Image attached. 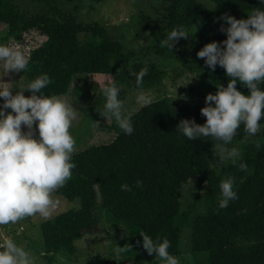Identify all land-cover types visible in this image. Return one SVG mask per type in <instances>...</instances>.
<instances>
[{
    "label": "trees",
    "instance_id": "obj_1",
    "mask_svg": "<svg viewBox=\"0 0 264 264\" xmlns=\"http://www.w3.org/2000/svg\"><path fill=\"white\" fill-rule=\"evenodd\" d=\"M24 1L32 3L35 12H28L21 0H0V25L7 29L2 42H23L33 31L44 37V42L29 50V65L23 72L26 80L29 83L46 73L52 83L42 90L44 95L63 97L71 92L78 98L84 92L73 85L74 80L104 74L113 75L114 83L126 87L127 92L139 91L133 73L145 66L149 71L140 87L162 91L168 72L153 61V51L178 58L186 70L198 75L201 95L204 83L217 92L229 83L226 70L219 66L211 70L197 53L206 44L227 38L220 31L222 15L247 19L253 8H264L259 0H150L152 4L146 5L153 7L156 17L140 8V13L129 16L130 22L123 25L130 34L142 29L155 39L152 45L136 51L124 33L115 37L98 21L80 20L76 9L81 0ZM86 1L85 5L95 11L104 0ZM177 26L189 34L198 29L196 46L189 55L161 47ZM236 87L245 95L250 93L240 83ZM203 107L195 101L177 107L164 93L129 117L132 135L124 134L112 119L108 128L117 136L109 144L73 153V175L56 190L58 196L76 205L31 228L32 233L39 229V241L26 233L21 239L41 250L47 264L62 258L71 262L77 254L76 243L106 222L115 234L121 229L119 246H132L131 251L119 255L124 264L163 262L142 247L141 232L154 240L167 238L169 252L178 258L188 253L193 264H264V128L255 140L239 148L241 156L236 164L228 161L218 166L216 142L211 137L188 140L177 132L184 119L203 125ZM247 135L241 126L228 146L243 142ZM240 163L247 164L246 172L240 170ZM228 177L235 179L238 199L222 209L218 205L219 186ZM197 178L194 200L188 201L184 188ZM137 180L143 182L142 187H136ZM122 184H128L131 191H122ZM183 236L188 238L187 250H183ZM91 264L112 262L101 259Z\"/></svg>",
    "mask_w": 264,
    "mask_h": 264
},
{
    "label": "clouds",
    "instance_id": "obj_2",
    "mask_svg": "<svg viewBox=\"0 0 264 264\" xmlns=\"http://www.w3.org/2000/svg\"><path fill=\"white\" fill-rule=\"evenodd\" d=\"M260 5L264 0H259ZM219 20L220 31L226 34L222 42L206 44L197 56L205 65L215 71L219 66L226 70L230 78L227 87L221 85L216 94L206 96V106L201 115L206 117L203 125L194 119L180 121L177 132L188 140L212 138L214 149L219 153V162L231 161L236 164L240 151L230 145L243 126L245 133L255 137L264 118V8L255 7L247 19H236L224 14ZM224 25H227L225 27ZM183 26L174 27L161 47L171 49L180 38H188ZM29 65L26 53L14 47L0 44V67L9 73H22ZM145 66L136 77L139 90L137 101L151 103V99L140 87L148 74ZM52 83L45 73L23 89L13 94L12 83L0 79V225L15 223L33 215L50 218L60 205L53 193L64 186L73 175L75 138L69 129L78 117V110L64 97L47 96L42 90ZM240 83L250 90L248 95L237 90ZM25 91L31 95L26 97ZM121 88L111 83L104 88L105 103L99 114L107 121L114 119L126 135H132L134 127L131 119L124 114ZM11 109L9 112L8 110ZM26 129V130H25ZM241 171H247V164L240 163ZM137 180L136 187H142ZM235 179L225 178L220 183V208L238 199L234 190ZM122 191H131L128 184L121 185ZM142 247L149 255L155 254L163 264H180V258L171 254V242L167 238L155 240L141 232ZM140 244V241H137ZM131 245H116L114 253L131 251ZM0 264H37V257L12 238L0 242Z\"/></svg>",
    "mask_w": 264,
    "mask_h": 264
},
{
    "label": "rangeland",
    "instance_id": "obj_3",
    "mask_svg": "<svg viewBox=\"0 0 264 264\" xmlns=\"http://www.w3.org/2000/svg\"><path fill=\"white\" fill-rule=\"evenodd\" d=\"M81 1L82 4H79L76 10L77 16L83 22L92 23L98 21L102 25L108 26L110 33L115 37L121 38V34H119V32L124 33L128 37V42L130 41V43L133 45V50L136 51L140 50L143 46L152 45L155 43V39L149 32L143 33V30L139 29L138 32L136 30H132V33L130 34V32H128L123 27L124 24L130 22L129 16L140 13V8L149 15L156 17V11L153 9V7H148L146 5V3L152 4L150 0H104L95 11H91L87 5H85L87 2L86 0ZM21 3L27 8L28 12H35L36 7L29 1L27 2L21 0ZM6 30V26L1 24L0 44H5L24 51L28 59L30 52L29 50L35 46H39L45 41L44 37H39L38 34L33 31L24 36L23 42H17L14 39L2 42V37L6 35ZM197 32L198 29L196 28L192 31V34H190L188 38H180L172 49H174V51L184 52L188 55L191 54L196 46L195 35ZM151 56L157 65L162 66L168 72V76L161 86L162 91L154 89L143 90L144 93L150 97L151 103L162 98L165 93L177 107L192 101H195L196 103L200 102L203 106H206V96L208 94H216L214 90L209 89L204 85V83L201 88L205 91L203 95H201L200 91L197 90V83L201 82L199 76L186 70L178 58L168 56L164 57L157 51H153ZM0 79H3V81L6 83H12L11 87L18 88L13 90V94L19 91V89L25 88L28 84L23 72H12L6 75L5 70L2 67H0ZM111 83H114L113 75L104 74L103 76L87 77L86 80L84 78H77L74 80L73 85L83 90L84 95L78 98L70 92L69 95L63 96L78 110V117L73 122L72 127L69 129L76 141L73 153L85 150L86 148L93 145L109 144L117 136L116 132H112L108 128L112 123V119L107 121L104 118L100 121L101 115L99 114L105 103L104 88ZM115 84L121 88L119 95L123 101V111L126 116L130 117L142 107L147 106V104L137 101L139 91L132 90L127 92L126 87L120 86L117 83ZM24 95L29 97L30 93L25 91ZM96 99H101V101L94 105L93 103ZM2 103L3 100L0 98V104ZM8 111L10 112L11 109ZM263 122L264 118H262L258 123L263 124ZM263 128L264 125H262L260 131L255 137L247 135L246 140L239 142V144H235L232 147L239 149L243 144L255 140L260 135ZM227 147L231 148V146ZM218 156L219 153L217 152L218 166H222L228 162L225 161L220 163ZM199 181L200 180L197 178L185 186L184 192H186V200H194V194L199 187ZM53 198L58 199L60 201V205L50 218L60 214L61 212H65L66 210L70 209L72 205H76L75 203H69L64 198L58 196L56 191L53 193ZM48 219H44L40 215L36 214L33 216L24 217L15 223L0 225V242H2L4 238H12L18 244L24 246L26 251L37 257V264H47L46 260L43 258V253L41 250L38 251L39 249L31 247L29 240L21 239V237L24 235L23 233L28 234V236L34 234L35 236L32 239L39 241V237L36 235L39 233L40 236L39 229L38 232L37 230H34L32 233L31 228L39 226L42 222ZM120 231L121 229L115 234L106 222L103 223L101 227L100 225L96 226L94 231L87 234L82 240L76 243L77 254L76 256H73L72 261L70 260L71 262L65 258H62L59 259V261L55 264H91L97 263L101 259L111 261L112 264H124L120 260L122 258L121 256L118 257L116 254L114 255V248L116 245L119 246L121 240H123ZM187 243L188 238L183 236V250H187ZM179 258L180 264H193L192 257L188 253H185L184 256ZM158 264H163V262Z\"/></svg>",
    "mask_w": 264,
    "mask_h": 264
}]
</instances>
